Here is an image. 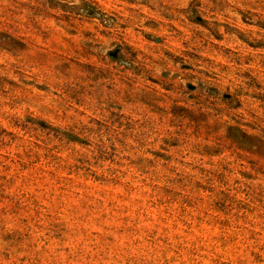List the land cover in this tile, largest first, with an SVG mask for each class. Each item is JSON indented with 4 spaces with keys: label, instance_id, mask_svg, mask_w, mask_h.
<instances>
[{
    "label": "rangeland",
    "instance_id": "rangeland-1",
    "mask_svg": "<svg viewBox=\"0 0 264 264\" xmlns=\"http://www.w3.org/2000/svg\"><path fill=\"white\" fill-rule=\"evenodd\" d=\"M0 264H264V0H0Z\"/></svg>",
    "mask_w": 264,
    "mask_h": 264
}]
</instances>
